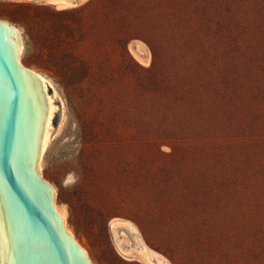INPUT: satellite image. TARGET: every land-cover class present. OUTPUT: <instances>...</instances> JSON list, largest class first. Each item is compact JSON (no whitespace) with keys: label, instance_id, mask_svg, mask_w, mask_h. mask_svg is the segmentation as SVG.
I'll list each match as a JSON object with an SVG mask.
<instances>
[{"label":"rangeland","instance_id":"374dc122","mask_svg":"<svg viewBox=\"0 0 264 264\" xmlns=\"http://www.w3.org/2000/svg\"><path fill=\"white\" fill-rule=\"evenodd\" d=\"M0 18L58 91L40 174L92 264H145L119 236L166 264H264V0H0Z\"/></svg>","mask_w":264,"mask_h":264},{"label":"water","instance_id":"95a60500","mask_svg":"<svg viewBox=\"0 0 264 264\" xmlns=\"http://www.w3.org/2000/svg\"><path fill=\"white\" fill-rule=\"evenodd\" d=\"M82 1L49 4L59 8ZM18 51L19 34L0 18V264H92L67 231L52 184L37 168L48 106L38 76L19 62ZM53 103L58 108L51 134L60 118L58 98Z\"/></svg>","mask_w":264,"mask_h":264},{"label":"bare ground","instance_id":"6f19581e","mask_svg":"<svg viewBox=\"0 0 264 264\" xmlns=\"http://www.w3.org/2000/svg\"><path fill=\"white\" fill-rule=\"evenodd\" d=\"M83 1H85V0H83ZM72 6H74V5L68 4V5H64L62 7H59V8H68V7H72ZM11 25L13 26V29H15L17 31V33L19 34L18 60L20 62V59H19L20 54L22 53V50L24 47L22 35H21V31L18 27L14 26L13 24H11ZM29 69L34 74H36L38 76V78L41 82V90L45 95V98L47 101V106H48L47 115H46V119H45V123H44L46 128H44L42 130L40 143H39L40 158H39L38 163H37V168L40 172L41 158H42L43 154L45 153V150L48 146V142L51 138V136H50L51 130L48 128L52 127L51 119L53 118V112H55L56 108H58V106L53 103L56 99V96H58V91H57L56 87L53 85V83L50 81V79L47 78L43 73H41V72H39L33 68H29ZM48 87H50V89H51V94H48ZM52 187H53V185H52ZM53 190H54V194H55V188L54 187H53ZM54 205H55V203H54ZM55 208L57 209V211L62 216L63 221H64V225H65V214H64V212L59 210L56 205H55ZM119 226H126L128 228L134 229V227L132 226V224L130 222H128L126 220L119 219V218H114L112 220V227L117 228ZM65 227H66V225H65ZM66 229L73 236L71 230L67 227H66ZM118 250L121 253L125 254L126 256L135 257V258L141 260L145 264H166L165 263L166 260L159 253H157L156 251H154L153 249H151L147 245H144V244L133 245V244L129 243V241L125 237L119 236Z\"/></svg>","mask_w":264,"mask_h":264},{"label":"snow or ice","instance_id":"6c2138e0","mask_svg":"<svg viewBox=\"0 0 264 264\" xmlns=\"http://www.w3.org/2000/svg\"><path fill=\"white\" fill-rule=\"evenodd\" d=\"M45 2L52 3V2H55V0H45Z\"/></svg>","mask_w":264,"mask_h":264},{"label":"trees","instance_id":"16d2710c","mask_svg":"<svg viewBox=\"0 0 264 264\" xmlns=\"http://www.w3.org/2000/svg\"><path fill=\"white\" fill-rule=\"evenodd\" d=\"M40 6H42V5H40ZM62 10H65V9H62Z\"/></svg>","mask_w":264,"mask_h":264}]
</instances>
